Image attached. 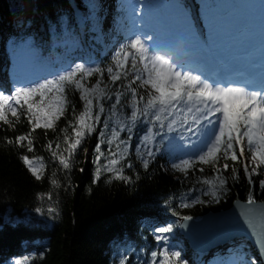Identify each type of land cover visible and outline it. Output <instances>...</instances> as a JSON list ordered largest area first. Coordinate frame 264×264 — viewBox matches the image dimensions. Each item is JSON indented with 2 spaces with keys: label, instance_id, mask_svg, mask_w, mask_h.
Wrapping results in <instances>:
<instances>
[{
  "label": "trees",
  "instance_id": "obj_1",
  "mask_svg": "<svg viewBox=\"0 0 264 264\" xmlns=\"http://www.w3.org/2000/svg\"><path fill=\"white\" fill-rule=\"evenodd\" d=\"M106 1L0 0V86L12 73L14 78L26 79L31 84L79 63L90 67L109 66L116 50L107 49L103 32L92 29L89 22L83 28L79 18V14L86 19L97 16L96 7ZM223 1L229 4V0ZM203 2L184 0L183 4L190 16L195 17L194 5L200 8ZM112 38L117 41V50L126 42L121 34ZM89 79L95 82L97 77ZM104 79L107 81V74ZM69 100L79 112L82 108L80 94L71 93ZM110 104L111 101L105 102L106 111L101 116L100 126L77 149L70 170L63 169L45 146L52 141L54 149L59 143L63 151L61 129L72 119L71 107L57 122L55 131L37 129L32 133L35 149L32 152L15 142L18 135L30 130L23 115L19 123L9 116L13 127L0 123V264H14L24 257H30L28 264H120L125 257L127 264H149L150 253L157 250L155 236L158 233L154 229L165 225L173 226V231L166 234L170 249L180 251L181 259L187 264H199L210 254L203 256L191 248L181 230L182 217L200 220L211 212L229 209L237 201L247 203L250 194L255 202H264V188L260 186L264 170L252 176L250 185L240 163L235 165L239 179H232L233 162L230 160L227 161L229 170L223 173L227 178V191L220 193L218 202L204 195L199 189L206 186L198 184L197 179L211 175V168L203 166V173L190 172L187 177L172 168L178 160L171 151L180 150V140L165 141L162 148L155 150L154 158L145 157L149 163L144 168L136 149L139 137L144 134L142 128L146 126L134 130L127 160L121 161L122 165L132 164L131 168L123 169L131 182L117 180L106 171L97 180V168L111 156L109 145L102 144L104 155L99 164L94 163L98 133L103 130L105 138L108 135L109 130L104 129L103 124ZM108 124L111 127L112 121ZM125 137L126 133H121V139ZM24 155L30 159L43 158L45 167L41 179H36L24 164ZM223 162L221 160V164ZM52 180L59 186L53 185ZM192 188L197 191L190 192ZM197 196L204 203H192ZM182 201L192 206L179 207ZM50 207L56 212L49 213ZM230 244L233 250L247 252L260 260L259 252L247 240ZM223 248L216 251L220 256Z\"/></svg>",
  "mask_w": 264,
  "mask_h": 264
},
{
  "label": "snow or ice",
  "instance_id": "obj_2",
  "mask_svg": "<svg viewBox=\"0 0 264 264\" xmlns=\"http://www.w3.org/2000/svg\"><path fill=\"white\" fill-rule=\"evenodd\" d=\"M134 11L138 12L139 8ZM151 40L152 35L142 38L137 34L129 38L114 52L112 62L106 68L79 63L51 78L16 87L7 93L0 90V123L13 127L9 116L19 123L23 115L30 130L18 135L15 142L32 152L35 150L32 133L37 129L55 131L57 122L71 107L72 119L61 129L65 145L63 151H60L59 143L54 149L52 141L45 146L63 169L70 170L72 157L96 132L106 111L105 102L111 101L103 124V128L109 130L108 135L105 138L103 130L98 133L94 163L99 164L100 157L104 155L100 148L102 144L109 145L111 156L97 168V180L106 171L117 180L131 182L123 174V169L125 166L131 168L132 164L122 165L121 161L127 160L134 130L138 126H146L142 128L144 134L139 137L136 149L144 168L149 163L145 157L154 158L155 150L162 148L165 141L180 140L183 143L178 148L183 150V158L173 163L172 168L186 177L190 172L203 173V166L211 168V175L198 178L197 183L206 186L199 191L210 195L214 202L220 200L221 192L227 191V178L223 173L230 168L229 160L233 162L232 179H239L235 165L240 163L251 185L252 176L260 175L259 170L264 168V85L249 90L232 84L225 86L203 74H193L175 62L159 43L149 44ZM94 76L96 81L90 82L89 78ZM75 92L80 94L82 102L79 112L69 100V95ZM126 109L130 111L126 112ZM108 121H112L111 127ZM121 133H126L124 139H121ZM171 133L177 135L171 136ZM8 143L13 141L8 140ZM246 152L249 153L247 157ZM22 160L36 179L42 178L45 167L42 157L30 159L24 155ZM221 160L224 161L222 164ZM52 184L59 186L56 180H52ZM260 186L264 188V180L260 181ZM192 203L204 201L197 196ZM247 203L255 204L251 194ZM191 206L183 201L179 205L183 208ZM48 212L55 213L56 209L50 207ZM251 212L253 209H247L244 214L248 217ZM182 219L187 221L192 217L184 216ZM154 231L158 233L155 236L157 250L150 253L149 264H187L181 259V252L170 249L168 245L166 234L173 231V226L157 227ZM260 243L264 244V230L261 231ZM29 260L30 257H24L15 260L14 264H28ZM120 264H127V257L121 259ZM248 264H264V252L260 253L259 261L253 257Z\"/></svg>",
  "mask_w": 264,
  "mask_h": 264
},
{
  "label": "rangeland",
  "instance_id": "obj_3",
  "mask_svg": "<svg viewBox=\"0 0 264 264\" xmlns=\"http://www.w3.org/2000/svg\"><path fill=\"white\" fill-rule=\"evenodd\" d=\"M182 1L183 0H137L140 6L139 15L140 18H142L138 20V23L148 25V20L144 19L142 14L147 2L154 3V8H156V10H160V13L162 14L161 18L163 20V22L159 25V29L157 28L153 30L148 28L147 30L139 31L138 34L141 35L142 38L146 35H152V40L149 41V44L159 43L162 48H169V45H171L173 48L177 49L179 48L178 41L181 40L193 41L194 44H199L197 41L199 40L200 44L204 47L213 48V44L215 43L213 38L210 36L211 33H215L212 34L216 35L214 38L221 36L222 41L226 38V43H230L233 38L229 39V37L235 34L234 31L237 28V19L241 21L242 26H245L246 24L252 25L253 23L249 20H252L253 22L254 20L252 17H248V11L253 10L255 12L259 9V5H261L260 0H246L239 1L237 5L240 6V8L237 5H234L230 9H227L221 0H216L212 3V7L203 11L201 15L202 17L198 19V23L197 21L189 18L179 19L180 14L182 13L180 6ZM120 2L121 1L119 0H107L101 6L96 7L98 15L91 17L88 21L92 29L101 31L104 36H106L105 47L110 50L113 47L116 51L117 48L115 47V44L117 41L113 40V36L121 34L128 40L130 38L129 36L134 37L137 35L134 34L132 36L135 32L136 22H134V25L131 27L130 34H125L124 20L119 14V10H121V8H118L117 6ZM235 2L237 1H234V4ZM211 13H214L215 15L210 16L209 14ZM133 17L130 16L129 19ZM216 24L218 25L217 27H215ZM240 35L243 36V32H241ZM165 44H167V46H164ZM12 76L13 73L9 74L6 77V80H3L0 90L7 93L16 87L27 86V83L23 81L12 79ZM181 143L183 142L180 141V144ZM186 147L187 146H185V150ZM164 151L167 152V149ZM177 153L179 154L177 158L178 161L176 162H179V160L183 158V150L178 152L176 150L171 151L172 155ZM248 155L249 153L246 152L245 156L247 157ZM168 169L172 171L171 167ZM262 170H264V168H262ZM224 251V258H219L216 251H214L208 259H202L199 264H248V261L254 257L247 252H241L238 250L234 251L229 244L225 245Z\"/></svg>",
  "mask_w": 264,
  "mask_h": 264
},
{
  "label": "water",
  "instance_id": "obj_4",
  "mask_svg": "<svg viewBox=\"0 0 264 264\" xmlns=\"http://www.w3.org/2000/svg\"><path fill=\"white\" fill-rule=\"evenodd\" d=\"M247 209H253L248 217L244 214ZM181 225L191 248L201 254L238 239L247 240L259 254L264 252V244L260 243L264 230V202L249 205L237 201L229 209L211 212L200 220L182 219Z\"/></svg>",
  "mask_w": 264,
  "mask_h": 264
},
{
  "label": "bare ground",
  "instance_id": "obj_5",
  "mask_svg": "<svg viewBox=\"0 0 264 264\" xmlns=\"http://www.w3.org/2000/svg\"><path fill=\"white\" fill-rule=\"evenodd\" d=\"M133 3H134V2H133ZM133 3H131V6L133 5ZM262 12L264 13V8H263ZM90 19H91V17H90ZM212 34H215V33H211V34H210V36L213 38L214 42L217 43V45H219V47L225 49V48H226V47H225V45H226L225 42H226L227 39H224V40L222 41L221 36H220V37H216V38H214L216 35H212ZM233 42H234L233 45H237V44L235 43V42H236L235 40H233ZM229 49H230V48L227 49L228 51L226 52V54H230V53L232 52V51H231L232 49H230V50H229Z\"/></svg>",
  "mask_w": 264,
  "mask_h": 264
}]
</instances>
